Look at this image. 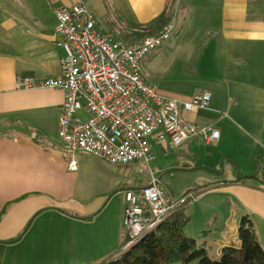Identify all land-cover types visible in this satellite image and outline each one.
Wrapping results in <instances>:
<instances>
[{
	"label": "crops",
	"instance_id": "0c3cea01",
	"mask_svg": "<svg viewBox=\"0 0 264 264\" xmlns=\"http://www.w3.org/2000/svg\"><path fill=\"white\" fill-rule=\"evenodd\" d=\"M79 1L92 12L98 29L126 45L144 37L137 34L136 25L164 12L176 26L181 21L186 34L189 27L198 28L193 23L216 29L232 45L231 63L241 61L238 54L245 53V43L264 45V0H0V264H101L117 257L129 233L124 192L151 182L134 187L128 184L131 177L110 172V165L129 169L141 161L124 165L81 151L74 154L77 170H71L73 153L59 136L64 92L21 87L26 77L42 81L60 74L66 52L56 44L54 7ZM169 40L143 60L144 80L181 101L211 92L207 107L195 111L182 107L183 115L219 131L216 141L196 135L183 149L173 151L182 154L178 166L192 168L193 163L217 170L213 163L219 158L225 168L228 161L242 170L240 151L255 156L264 150V86L234 77L184 73L197 69L201 59L197 66L193 57L188 67L182 65L171 56L181 44L164 48ZM151 143L155 156L172 152L156 136ZM190 149L200 153L202 165L185 155ZM235 173L232 169L226 176L231 178L215 181L209 190L199 189L205 195L190 202L191 216L199 229H206L202 246L213 245L217 257L224 247L240 246L244 216L253 220L264 248V182L236 181Z\"/></svg>",
	"mask_w": 264,
	"mask_h": 264
},
{
	"label": "built area",
	"instance_id": "2783aa9c",
	"mask_svg": "<svg viewBox=\"0 0 264 264\" xmlns=\"http://www.w3.org/2000/svg\"><path fill=\"white\" fill-rule=\"evenodd\" d=\"M54 13L56 44L66 52L60 61V74L42 81L26 77L21 87L57 88L64 92L59 136L73 153L71 170L78 168L76 151L113 163L143 161L150 166L155 159L152 136L165 141L171 151L183 149L195 135H202L208 142L219 138L217 129L197 125L183 115V110L208 106L211 92L181 101L162 94L142 76L143 60L172 37L175 22L126 45L98 29L94 15L82 1L55 6ZM81 110L87 112V119L79 115ZM151 176V182L139 192H124L125 226L132 235L125 249L193 197L190 194L176 199L159 184L153 172ZM141 201L148 205L150 215L145 214Z\"/></svg>",
	"mask_w": 264,
	"mask_h": 264
},
{
	"label": "rangeland",
	"instance_id": "374dc122",
	"mask_svg": "<svg viewBox=\"0 0 264 264\" xmlns=\"http://www.w3.org/2000/svg\"><path fill=\"white\" fill-rule=\"evenodd\" d=\"M193 25L197 26L198 28L189 27V30L186 34L184 28L182 29L183 23H181V21L178 22L175 28V32L177 31V35L172 36L169 42L164 46V48L169 47L170 49H172L174 48L173 44H175L176 42L178 44L179 42L181 46L177 48V52L175 54L173 50L171 56H177V59L181 61L182 65H186V67L189 66L187 61H189L191 57L195 58L194 62H192L194 66H197L198 59H201V63L197 69L193 71H191V69L185 70L183 71L184 73L192 74L197 72L199 74L206 73L218 77H234L240 80L257 83L264 86V52L261 51L262 49H264L263 44L256 45L245 43V53L238 54V57L241 59V61L231 63L229 61L233 58V53L230 52L232 51V45L224 40L219 32L215 33L214 30L216 29L212 30V28H210L209 26L205 27V23H193ZM207 32L209 33L206 34ZM139 39L141 38H137V40ZM190 43H192V47L191 45H189ZM188 48L190 49L189 52ZM172 73H174V71ZM79 115L83 119L88 118L87 112L85 110H81L79 112ZM243 144L244 148L249 147V144ZM197 152L194 153L192 149H190L185 155L190 156L194 162H198V164L202 165L203 161L201 160L200 153ZM239 154V158H241V156L243 158L242 170L240 168L239 171L235 173L237 177L232 178H238L240 174L242 176H245V172L250 174L253 171L251 173L253 174L257 166H259L254 161V152L250 155L249 153H247V151H240ZM181 155V153L173 151L169 152L167 155H163L158 152L156 153L155 160L151 162L150 166L143 161L132 164L130 166L131 168L129 169H125L122 165H110V172L117 177H131L128 179V184L134 187H138L141 184L147 183L151 179V175L153 172L154 176L157 177V179H159V177L161 178V186L165 188L170 196L176 199L185 196L187 192L191 190V193H188L187 195L191 194L193 197L189 196L191 197L190 200L186 204H184L185 208L189 212L191 205L190 202H195L200 197L205 195L203 194L204 192L199 194V192L202 191L199 189L208 187L207 190H209V187L215 185V181L231 178L226 176L231 172L232 169H236L235 166L231 165V163L228 161L225 162V164L228 165L227 168H225V166L222 165L221 159L219 158H216L213 163H216L215 168L217 170H213L212 168L206 166L195 167L196 165L193 163H191L192 168L186 167L187 165H185V167H181L178 166L180 163L179 157ZM222 156L223 155H221V157ZM229 164L231 165V167H229ZM121 166L123 168H119ZM259 168L260 167H258V169ZM211 175H221L222 177H211ZM243 179L255 180V178L250 177H243ZM195 218L198 220H202L199 216H195ZM199 225V222L191 216L190 222L185 227V233L188 236H196L198 239V244L202 246L203 244L201 242L207 240V237H204L205 239H202L201 237L203 231L206 229H199ZM204 236L209 237L207 233H205ZM211 240H214L213 237H211ZM205 246L211 258H218L213 251V245L205 244ZM125 247L124 250H127L125 249ZM124 250L122 251V253L124 252ZM171 264L183 263L174 262Z\"/></svg>",
	"mask_w": 264,
	"mask_h": 264
},
{
	"label": "trees",
	"instance_id": "16d2710c",
	"mask_svg": "<svg viewBox=\"0 0 264 264\" xmlns=\"http://www.w3.org/2000/svg\"><path fill=\"white\" fill-rule=\"evenodd\" d=\"M171 20V15L164 12L148 23L136 25L138 31L136 32L144 37L155 34ZM254 158L259 166L248 177L264 182V150L261 149ZM235 169L238 172L239 167L237 166ZM242 180L243 177L240 174L236 181ZM142 188L132 190L139 192ZM188 193H191V190ZM141 202L144 205L145 214L150 215L148 205ZM190 220V211L188 212L185 205H182L130 248L101 264H171L174 262L183 264H264V248L258 240L254 222L249 216L242 217L240 221V246L224 247L221 255L216 259L209 256L207 248L200 246L196 238L185 233V227ZM131 239V233H126L123 247Z\"/></svg>",
	"mask_w": 264,
	"mask_h": 264
},
{
	"label": "water",
	"instance_id": "95a60500",
	"mask_svg": "<svg viewBox=\"0 0 264 264\" xmlns=\"http://www.w3.org/2000/svg\"><path fill=\"white\" fill-rule=\"evenodd\" d=\"M259 170H260V168H259ZM160 179H161V178L158 179V182H160ZM146 234H147V233H146ZM146 234H145V235H146Z\"/></svg>",
	"mask_w": 264,
	"mask_h": 264
}]
</instances>
